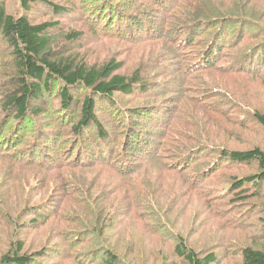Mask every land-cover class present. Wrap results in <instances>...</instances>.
Listing matches in <instances>:
<instances>
[{
    "label": "trees",
    "instance_id": "16d2710c",
    "mask_svg": "<svg viewBox=\"0 0 264 264\" xmlns=\"http://www.w3.org/2000/svg\"><path fill=\"white\" fill-rule=\"evenodd\" d=\"M18 1L20 15L10 14L0 2V41L9 51V59L1 61L0 57V197L12 193L19 196V202L32 205H25L14 217L12 209L3 206L11 203V198L0 201V236L4 239L0 264L34 262L36 253L23 252L18 236L27 228L51 229L48 225L52 219L42 214L51 206L45 202V186L54 179L61 184L65 210L59 225L50 231L57 236L51 249L56 248L58 239L63 243L76 241L81 245L76 251L80 255L73 256L91 258L93 262L88 264H137L118 254L107 239L101 240L104 232L100 228L106 211L101 206L118 188L126 190L139 208L144 199L156 200L161 190L150 192L147 184L151 186L153 180L143 184L142 162L126 171L127 160L133 165L131 158H139L136 153H156L149 168L175 173L181 186L190 191H198L204 179L217 175L225 187L229 186L226 195L235 196L234 203L242 205L239 210H247L262 196L264 139L251 145H242L241 139L243 132L252 130H261L264 135V111L244 101L253 89L254 96L264 98V4L258 6L250 0H173L166 14L150 13L157 24L155 33H160L151 39L133 40L126 39L127 33L123 34L120 26L126 23L142 28L145 21L137 13L153 9L146 0ZM34 6L49 19L32 22L26 12ZM105 40L131 42L127 47L117 45L108 60L91 62L86 42ZM160 40L174 48L170 54L178 61L179 67L170 77L154 73L160 68L153 67L151 61L128 75L123 73L124 58L133 53L148 55L149 47H164ZM138 43L146 45L138 47ZM7 64L10 72L4 73ZM149 80L161 82V93L148 92L155 86L149 89ZM137 88L145 92L137 98V105L145 104V108L157 100L163 109L147 107L143 113L138 109L118 111L110 105L117 96H130ZM99 104L125 121L118 124L109 119L103 124L95 112ZM73 105H77V115L68 127L62 126L60 133L53 127L55 121L35 120L48 110L68 114ZM145 116L154 118L147 121ZM164 118L165 127L155 121ZM33 121L39 130H49L60 142L51 144L40 132L33 133ZM150 122L154 123L151 127ZM47 130L45 134L50 135ZM66 138L72 140L70 147L65 145ZM26 146L29 151L23 152ZM66 155V165L58 164ZM203 156L204 166L196 170ZM57 170L60 172L56 174ZM18 176L25 181L20 183ZM115 184L120 186L107 196L100 191ZM41 193L46 197L36 203L35 196ZM69 206L74 216L66 211ZM149 207L153 210L152 205ZM210 207L215 209V205ZM24 210H28L25 216L33 217L25 221ZM260 211L263 243L249 237L241 245L238 239L233 253L238 264H264V204ZM166 222L176 229L174 222ZM71 224L76 229L71 230ZM158 229L172 236L171 257L182 264H222L228 260L215 251L194 249L187 237L168 226ZM93 239L94 244L84 246Z\"/></svg>",
    "mask_w": 264,
    "mask_h": 264
},
{
    "label": "rangeland",
    "instance_id": "374dc122",
    "mask_svg": "<svg viewBox=\"0 0 264 264\" xmlns=\"http://www.w3.org/2000/svg\"><path fill=\"white\" fill-rule=\"evenodd\" d=\"M146 1L148 2L147 4L153 7V9L151 12L143 11L137 13V16L145 21L144 23L142 22V28H139L137 25L127 26L126 23L125 25L120 26L122 33L124 34V31L127 33L126 39L138 40L142 38L147 40L160 33H155L157 24L153 20L150 13L166 14V11L169 10L168 8L170 7V3L173 0ZM250 1L258 6L264 4V0ZM0 2L4 3L10 14H22L18 0H0ZM118 5L120 6V4ZM156 6L158 7L156 8ZM40 9L41 8L34 6L30 11L26 12L32 22H41L42 20L45 21L46 19H49V17L44 15V11H41ZM181 9L182 8L178 9L177 13H179ZM119 13L120 8L117 14ZM159 36L162 38L164 35L159 34ZM130 42L131 41L105 40V42L102 41L97 43L95 41H90L86 42L85 46L86 48H90V61L93 63H102L112 57L114 48L117 45L120 44L127 47L130 46ZM159 43H163L164 47H157V49L155 47H149L147 50L148 55H139L137 53H133L130 56L124 58L125 65L123 73L128 75L139 65H143L144 63L151 61V63H153V67L160 68L159 71L154 70V73L158 72L162 74L163 78L170 77L171 74L177 70V67H179V65H177L178 61L176 56L174 59L170 54V51L173 52L175 50L171 45L164 43L163 40H160ZM3 44L4 43L0 41L1 61L9 59V51L6 47H4L5 45ZM143 45L146 44L138 43V47ZM138 47L132 48L131 52L135 51ZM123 48L124 47H122V49ZM165 56H167L168 59L165 58L160 60L161 57ZM139 60H141V63H138ZM4 66L6 67L4 69V73H9V65L7 64ZM149 81L151 82L149 89L152 87V85L155 86L148 92L161 93L160 91L164 89L161 82H156L154 80ZM144 93L145 92L141 91L140 88H137L130 96L124 94H122V96H117L110 105L118 111H121L123 108L128 110L138 109L139 111H143V113L144 109H148L147 107H154L153 109L157 110L163 109V104L157 100H155V103L150 101V105L145 108H143V105L145 104L137 105V98L142 96ZM244 101L248 102L251 107L264 111V98L259 94L254 96V89L249 92L247 98L244 99ZM78 102L80 103V101ZM96 103H99L97 99ZM46 108H48V105ZM116 110L113 112L116 113ZM48 111V114L35 120L55 121L56 124L53 127L58 133H60L62 126L64 125L65 127H68L69 122L76 117L78 108L77 105L71 106V112L68 114H53L50 112V110ZM95 112L98 120L103 124L109 119H113V121L118 122V124L125 121V118H123L121 115L118 116V114H111V111L105 104H99ZM145 117L147 121H152L151 119L154 118H150L149 116ZM34 121L32 122L33 133L36 134V132H40L41 135L49 140L51 144L60 142V139H58L55 135H51L49 130H39L34 124ZM155 121H158L163 127H165L167 124L165 118ZM152 125H154L152 122L148 124L149 127ZM46 130L50 135L45 134ZM256 131L257 132H253V130L252 132H243V139L240 138L242 145L263 143L264 135L261 133L262 131ZM64 141L65 145L68 147H70L72 144V140L70 138H66ZM160 141L161 140H159V145L161 146ZM37 143L39 147L44 150L42 142L37 139ZM120 147L121 145H118V149ZM22 151L28 152L29 148L27 146L23 147ZM136 154H138L139 158H131L133 165L127 160L128 165L126 167V171L128 172L130 168L140 165L139 163L142 162V169L140 173L144 178L143 184L145 185L147 182L153 180L151 182V186L150 184H147L150 192L157 191V189L161 187L160 192L156 195V200L144 199L139 208L135 206L137 204L132 202L133 197L129 196L126 190L118 188L107 204L101 206L106 208V211L104 212L100 222V228L104 232V237L101 240L106 241L107 239L111 247L115 246L114 250L118 254L121 256H127V261L135 262L137 264H182L180 261L171 257L173 238L172 236H168V232L158 229L159 227L164 226H168L170 229L182 233L185 237H187L186 239L188 240V243L194 247V249H204L205 251H215L217 253L224 254V256H227L228 260L222 264L239 263L238 258L235 254H233L238 247V239L240 240L241 245H244L245 240L249 237L255 239V241L259 244L263 243L261 238L262 229L259 219L260 216H262L260 208L264 204V188L261 193L262 196L253 204L248 205L247 210H239L242 205H240L238 202L237 204L234 203L237 201L232 200L235 199V196L231 198V196L226 195V191L228 190L229 186L225 187L217 175H212L208 179H204L203 184L199 186L198 191H190L187 188H183L181 186L180 180L176 178L175 173H160L154 168H149L150 161L153 160L156 153L152 152L150 154ZM67 158L68 157L66 155L65 158L60 160L58 164L65 162L66 165ZM203 158L204 161L199 163V167L196 165V170L204 166L206 157L203 156ZM2 163L4 164L5 168H8V165L4 161ZM5 171L7 173L10 172L6 169ZM57 171L58 172H56V174L60 172L59 170ZM17 180L20 183L25 181L23 177L19 176L17 177ZM117 186L120 185L115 184V186H112L107 191H102L103 188H101L100 191L104 196H107V193L114 190ZM61 188V184L54 179L52 182L48 181V184L45 186V193L47 197L43 193L37 194V196H35L36 203L41 201L43 197H46L45 202H49L51 205L49 208H45L43 210L45 215L41 213L43 218L48 215V218L52 219L49 225L47 224L48 226H51V229L59 225L58 221L62 218V210H65V207H62L63 204L61 203L62 200L60 198ZM7 196L11 198V203H4L3 206L5 208H11L14 217H16L22 211V208L25 207V205H32L30 202H25V204L23 202H19V196L12 193L0 197V201L2 198H7ZM213 199H216L217 202L213 203ZM177 202L179 204L176 208H174ZM149 205H152L153 210L149 209ZM210 205H215V209L212 210ZM97 206L99 208V203ZM66 211H69L70 216H74L71 211V206H69ZM27 212L28 210H24V216L27 214ZM25 217V221H27L33 216L31 215ZM184 219H186L187 222H185ZM166 221L174 222V227L176 229L171 228ZM45 227H37L34 229L27 228L20 232L18 236L19 240L23 241L24 244L23 252L36 253L37 255V257L34 259V262L31 264H82V261L85 262L84 264H88L89 261L93 262L91 258H75L73 256L74 254L80 255V253L76 251H80L81 245L77 244L76 241L63 243L60 239H58L56 248L51 249V242L56 240L57 236L50 232L51 229ZM237 227L241 229H236ZM74 229H76V225L71 224V230ZM165 229L167 228L165 227ZM158 231L159 233H157ZM161 234H165L166 236H162ZM3 240V237L0 236V254L2 253V248H4ZM95 241L96 240L93 239V241L91 240L87 242L84 246L90 247V245L94 244Z\"/></svg>",
    "mask_w": 264,
    "mask_h": 264
}]
</instances>
